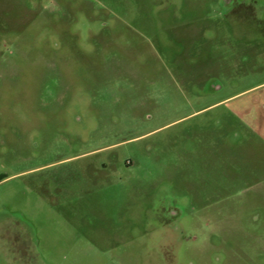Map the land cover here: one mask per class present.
<instances>
[{"label":"rangeland","instance_id":"rangeland-1","mask_svg":"<svg viewBox=\"0 0 264 264\" xmlns=\"http://www.w3.org/2000/svg\"><path fill=\"white\" fill-rule=\"evenodd\" d=\"M0 264H264V0H0Z\"/></svg>","mask_w":264,"mask_h":264},{"label":"flooded vegetation","instance_id":"flooded-vegetation-1","mask_svg":"<svg viewBox=\"0 0 264 264\" xmlns=\"http://www.w3.org/2000/svg\"><path fill=\"white\" fill-rule=\"evenodd\" d=\"M242 5V4H241ZM244 5V4H243Z\"/></svg>","mask_w":264,"mask_h":264}]
</instances>
